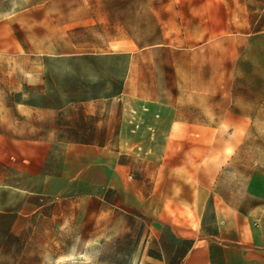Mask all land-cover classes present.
Wrapping results in <instances>:
<instances>
[{
  "label": "rangeland",
  "instance_id": "1",
  "mask_svg": "<svg viewBox=\"0 0 264 264\" xmlns=\"http://www.w3.org/2000/svg\"><path fill=\"white\" fill-rule=\"evenodd\" d=\"M123 90L155 102L163 130L179 104L192 138L248 165V194L264 203V0H0V264L73 250L92 264L142 260L148 222L114 207L106 184L117 163L148 161V114L106 149L74 143L81 103ZM131 139L138 154L121 148ZM16 153L27 167L10 163Z\"/></svg>",
  "mask_w": 264,
  "mask_h": 264
},
{
  "label": "crops",
  "instance_id": "2",
  "mask_svg": "<svg viewBox=\"0 0 264 264\" xmlns=\"http://www.w3.org/2000/svg\"><path fill=\"white\" fill-rule=\"evenodd\" d=\"M225 8L226 12L234 11L227 3ZM212 22L208 16L210 29ZM108 42L120 40L111 38ZM127 95L123 90L82 102L83 134L74 143L106 149L123 129L133 138L145 128L148 161L141 169L117 163L106 184L114 192V207L130 206L148 222L144 254L136 264H264V203L248 194V165L232 161L235 151L227 154L218 149L219 153L216 147L209 151L205 142L192 138L194 132L179 104L174 120L163 130L156 125L164 116L154 110L155 102L131 100ZM67 108L36 111L54 115ZM97 111L102 119L92 124ZM143 114L150 118L144 128ZM131 140L121 148L138 154L135 148L141 151L143 146ZM15 155L26 161L10 163L27 167L28 157ZM40 170L33 173L40 174Z\"/></svg>",
  "mask_w": 264,
  "mask_h": 264
},
{
  "label": "clouds",
  "instance_id": "3",
  "mask_svg": "<svg viewBox=\"0 0 264 264\" xmlns=\"http://www.w3.org/2000/svg\"><path fill=\"white\" fill-rule=\"evenodd\" d=\"M92 264V258L87 256L86 254L77 256L74 253V250L68 253L65 256H61L54 261L51 260L49 257H45V264Z\"/></svg>",
  "mask_w": 264,
  "mask_h": 264
},
{
  "label": "built area",
  "instance_id": "4",
  "mask_svg": "<svg viewBox=\"0 0 264 264\" xmlns=\"http://www.w3.org/2000/svg\"><path fill=\"white\" fill-rule=\"evenodd\" d=\"M10 160L11 161H13V162H15V163H17V162H25L26 160H25V158H20V156H16V155H12L11 157H10Z\"/></svg>",
  "mask_w": 264,
  "mask_h": 264
}]
</instances>
